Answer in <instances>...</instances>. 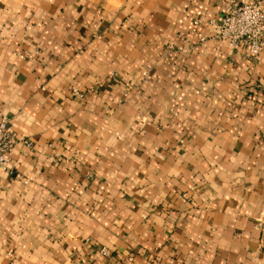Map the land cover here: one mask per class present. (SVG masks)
<instances>
[{
	"label": "crops",
	"instance_id": "0c3cea01",
	"mask_svg": "<svg viewBox=\"0 0 264 264\" xmlns=\"http://www.w3.org/2000/svg\"><path fill=\"white\" fill-rule=\"evenodd\" d=\"M251 1L0 0V264H264V48L193 23Z\"/></svg>",
	"mask_w": 264,
	"mask_h": 264
},
{
	"label": "built area",
	"instance_id": "2783aa9c",
	"mask_svg": "<svg viewBox=\"0 0 264 264\" xmlns=\"http://www.w3.org/2000/svg\"><path fill=\"white\" fill-rule=\"evenodd\" d=\"M264 0H254L248 3L235 4L219 14L214 19H194L193 23H201L204 26L214 27V37L227 40L232 45L242 49L243 55L250 61L257 58L259 52L264 48V11L262 5ZM204 36H200L198 41H203ZM148 74L141 71L137 77V84L146 82ZM138 85L126 82L123 85L122 96H127L128 92L137 88ZM71 94L82 97V93L71 89ZM17 136L8 129V118L0 115V169H5L8 153L17 141ZM25 145L29 142L22 141ZM103 255H107V250L103 247L99 249Z\"/></svg>",
	"mask_w": 264,
	"mask_h": 264
}]
</instances>
